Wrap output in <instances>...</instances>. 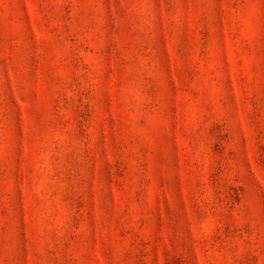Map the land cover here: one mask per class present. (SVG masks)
<instances>
[{"label":"rangeland","instance_id":"obj_1","mask_svg":"<svg viewBox=\"0 0 264 264\" xmlns=\"http://www.w3.org/2000/svg\"><path fill=\"white\" fill-rule=\"evenodd\" d=\"M0 264H264V0H0Z\"/></svg>","mask_w":264,"mask_h":264}]
</instances>
